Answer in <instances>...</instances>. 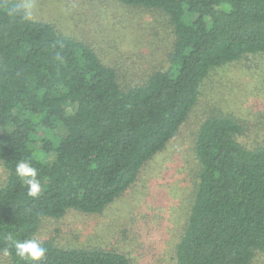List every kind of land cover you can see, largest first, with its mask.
<instances>
[{
  "label": "trees",
  "instance_id": "trees-1",
  "mask_svg": "<svg viewBox=\"0 0 264 264\" xmlns=\"http://www.w3.org/2000/svg\"><path fill=\"white\" fill-rule=\"evenodd\" d=\"M118 1L162 12L174 33L168 69L129 88L89 47L0 0V254L7 250L10 264H31L14 243L36 238L43 220L99 214L119 197L177 135L211 71L264 54V0ZM240 134L218 115L196 132L197 183L175 264H251L264 255V143L245 149ZM22 160L37 170V197L15 171ZM40 242L41 264H130L120 253Z\"/></svg>",
  "mask_w": 264,
  "mask_h": 264
},
{
  "label": "rangeland",
  "instance_id": "rangeland-1",
  "mask_svg": "<svg viewBox=\"0 0 264 264\" xmlns=\"http://www.w3.org/2000/svg\"><path fill=\"white\" fill-rule=\"evenodd\" d=\"M5 1L19 4L29 19L49 24L60 36L89 47L117 71L123 88L142 85L152 72L168 69L174 33L162 12L127 7L118 0ZM216 115L240 126L236 140L245 149L262 147L264 54L246 55L211 71L177 135L101 213L71 210L61 219H45L36 238L65 250L120 253L130 264H175V246L197 183L194 138L202 122ZM6 179L0 166V187ZM0 264L10 262L0 254ZM251 264H264V255Z\"/></svg>",
  "mask_w": 264,
  "mask_h": 264
},
{
  "label": "clouds",
  "instance_id": "clouds-1",
  "mask_svg": "<svg viewBox=\"0 0 264 264\" xmlns=\"http://www.w3.org/2000/svg\"><path fill=\"white\" fill-rule=\"evenodd\" d=\"M17 175L21 177L28 187V195L37 197L42 191L41 183L37 179V170L27 161H20L15 169ZM15 255L22 260L29 261L31 264H41L46 259V249L40 240L35 237L16 241L14 243ZM4 255H9L5 250Z\"/></svg>",
  "mask_w": 264,
  "mask_h": 264
}]
</instances>
